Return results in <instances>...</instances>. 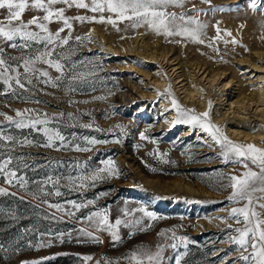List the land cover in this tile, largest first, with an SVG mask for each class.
I'll list each match as a JSON object with an SVG mask.
<instances>
[{
  "label": "rangeland",
  "instance_id": "obj_1",
  "mask_svg": "<svg viewBox=\"0 0 264 264\" xmlns=\"http://www.w3.org/2000/svg\"><path fill=\"white\" fill-rule=\"evenodd\" d=\"M252 3L211 0L212 8L224 11H211L201 0H186L183 8L169 7V12L207 25L200 33L203 43L190 37L158 35L144 24L133 28L129 20L110 24L106 19L115 16L107 11L53 6L65 8L70 18L95 19H72L71 29L60 33L68 44L57 45L51 59L63 65L62 73L44 63L35 65L47 71L58 86L45 84L40 77L26 84L28 91L14 86V93L0 95V136L12 138L0 140V161L11 158L9 169L27 182L21 188L18 179L10 185L0 175V189L7 192L0 195V264H134L129 259L133 252L155 253L159 248L163 249L162 264H175L178 255L181 264H244L238 259L239 246L231 242L237 235L233 230L243 223L237 224L229 212L245 202H230L231 188L224 185L228 176L247 169L241 163H223L220 146L199 127L174 123L177 113L171 99L195 115L209 112V122L232 142L264 148V96L255 105L247 102L249 107L228 104L258 89L264 94V57L257 55L264 54V0H255L256 11ZM195 9L201 10L199 17ZM43 14L27 10L22 19ZM4 15L0 10V19ZM101 16L105 21L97 22ZM61 27L62 22L55 20L48 24L52 33ZM0 47L6 57L46 50L44 44H33L23 53L3 42ZM163 54L165 59L160 61ZM170 60L178 68L177 75L184 74L181 83L196 89L193 98L183 97L178 90L170 76ZM198 67L199 73L204 69L219 79L208 85L200 80L202 75H194ZM18 71L23 75L22 67ZM228 80L227 87L222 86ZM5 87L0 82V91ZM165 89L170 90V97ZM17 111L24 116L18 117ZM45 114L47 125L16 127L17 120L42 119ZM45 127L59 132L64 141L45 147ZM234 129L258 139L234 136ZM141 133L147 139L141 140ZM90 139L104 143L90 145ZM77 146L91 150L77 151ZM106 160L115 164L117 174L101 173L100 179L91 180ZM57 190L61 195L54 194ZM69 201L86 206L76 210ZM56 204L65 211L49 207ZM141 208L156 219L145 217L138 211ZM255 210L264 219V209ZM105 211L109 224L122 221L112 229L119 240L108 230H96L88 220L93 212ZM137 219L141 223L134 227L124 223ZM37 244L50 246L37 248ZM85 256L92 259L85 262Z\"/></svg>",
  "mask_w": 264,
  "mask_h": 264
},
{
  "label": "snow or ice",
  "instance_id": "obj_2",
  "mask_svg": "<svg viewBox=\"0 0 264 264\" xmlns=\"http://www.w3.org/2000/svg\"><path fill=\"white\" fill-rule=\"evenodd\" d=\"M186 0H91L90 3H86L85 0H0V10H3L6 15L0 19V42L7 44L8 47L13 49L27 52L33 44H44L45 51H38L35 55H20V56H5L4 47H0V82L6 87L3 91H0V95H7L9 91H13L15 88H20L25 91L29 89L26 84L31 85L33 79L39 80L40 77H44L45 84H51L56 87L53 80L49 78L47 71H42L35 67L40 62L47 64L49 67L56 69L62 73L63 65L58 61L51 59L55 55V47L57 45H67L68 39L61 38L60 33L65 31V28L71 29V20L76 19L81 22L86 19L94 20L95 18H86L83 16H77L70 18L65 16V8H55L53 6L57 4L66 5L68 8L75 6L78 9H88L93 13H103L105 11L114 14L115 19L111 16L106 19L107 23L115 24L117 20L133 21L132 27H139L141 24L147 25L150 29H153L158 35L163 34L167 36H182L190 37L194 42L203 43L200 40L201 30L207 25L200 23L193 17H186L183 14L177 15L175 12H169V7L183 8ZM201 3L207 4L211 11H224V9H215L211 6V0H201ZM253 11L257 10V4L255 0L250 5ZM27 10H33L43 12V16H33L28 21L22 19L23 14ZM206 14V13H205ZM196 17L201 15V10L195 9ZM62 22L63 27L59 28L55 33L49 31L48 24L53 21ZM182 21L183 24L177 23ZM105 18L100 17L97 22H104ZM187 25H195L194 28L187 27ZM33 28L39 31L32 30ZM43 33L44 35H41ZM217 39H220L219 29H217ZM225 35H231V33H225ZM77 39H80L77 37ZM19 41V42H18ZM235 44V41H232ZM51 46V47H49ZM210 46V45H209ZM22 61V63H21ZM15 64V66H13ZM23 68V75L18 71V68ZM37 73L39 75H37ZM77 77H73L76 79ZM165 94L169 97L171 92L169 89H165ZM158 95H160L158 93ZM98 99H104L99 97ZM171 105L176 110L177 116L174 123H186L193 128L199 127L211 137V140L220 146V157L222 162L227 164L241 163L247 169L240 175H230L227 177L228 184L224 185L226 188H231V193L228 196V200L233 203L245 202L243 207L232 208L229 212V217L233 218L237 224L243 223L242 228H236L233 231L237 234L232 237L231 242L235 243L239 247L238 259L243 261L244 264H264V219L260 218V213L255 209L258 207L264 209V148H258L253 144L241 145L232 142L226 136L222 134V129L216 127L209 122V112L195 115L192 110H186L181 108L178 101L175 98L171 99ZM31 111V110H27ZM18 117H23L24 113L17 111ZM63 115V114H61ZM11 120V117H5ZM49 120L47 115L44 118L25 120L20 119L15 121L17 128H24L28 126L35 127L36 125H47ZM88 127V125H85ZM44 134L48 137V142L45 147H53L56 140L64 141V137L59 132H53L51 129L45 127L42 129ZM141 140L147 139L144 133L140 134ZM11 137L0 136V140H11ZM119 143L120 141H115ZM25 143H31V141H25ZM97 143H104V141H97L95 139L88 140V144L95 145ZM155 143V141H153ZM77 151H90L91 149L79 146L76 147ZM159 155V154H156ZM167 156V153L163 154ZM248 161L252 165L259 168V172L251 170L248 167ZM167 162V161H165ZM12 163L11 158L0 161V175L4 176L8 184H12L14 179H18L21 188L27 183L23 177H17L16 171L9 169V165ZM105 167L98 169L90 179L95 181L100 179L101 173H107L109 176L116 175L115 164L111 160L103 161ZM51 180V178H49ZM47 183V181H46ZM83 187V185H79ZM43 191V189H41ZM7 192L4 189H0V195H6ZM52 193H46L50 195ZM56 196L61 195L57 190L54 193ZM35 198V197H34ZM72 208L79 210L85 207L84 204H78L73 201H69ZM93 203L88 201V204ZM50 208H55L57 211H65L61 205H49ZM138 211L142 212L145 217L155 220L156 217L152 212H148L141 208ZM67 215H73L72 212H66ZM125 215L129 213L125 212ZM243 217V221L239 219ZM88 220L94 222L96 230H108L113 236L114 240H119V236L115 231H112L117 225L122 223L121 220H116L115 225L108 223V217L105 212H93ZM131 224L133 227L139 225L141 221L139 219L124 222ZM85 236L96 239L93 237L92 232H86L84 229L80 230ZM64 234L61 233L60 236ZM163 235V233H161ZM180 239L183 242V238ZM62 242V241H61ZM50 244H37V248L48 247ZM175 248L177 245H171ZM162 248H159L155 253L150 251L133 252L129 259L134 264H162L161 253ZM87 262L92 259L89 256L82 257ZM35 264H42V262H35ZM175 264H181L180 256L178 255L175 260Z\"/></svg>",
  "mask_w": 264,
  "mask_h": 264
},
{
  "label": "bare ground",
  "instance_id": "obj_3",
  "mask_svg": "<svg viewBox=\"0 0 264 264\" xmlns=\"http://www.w3.org/2000/svg\"><path fill=\"white\" fill-rule=\"evenodd\" d=\"M257 55L259 56H262L264 57V54L262 53H258ZM156 57V56H155ZM153 56H150L149 58L152 59V58H155ZM165 59V55H161L159 57V60L160 61H163ZM168 61V59H166V62ZM165 63V62H164ZM170 76L173 75V79H175V84L178 85L179 89L178 90H181L180 93H183V97H188L189 98H193L195 95H196V89L195 88H189L188 85L187 86H184V84H182V80L183 78H180L182 75H184L183 73L177 75V72H175L178 68L175 67V63L173 64L172 63V60H170ZM196 69V66L193 68V71H195ZM201 70V67H198L196 73H194V75H197L198 74V77H200V80L202 81H205L206 80V83H208V85H211L215 80H218L219 78L217 77L216 78V73H213L211 75H209L208 73H205V70L203 69L200 73L199 71ZM222 72H219L218 74H221ZM157 81V80H156ZM230 83V80L226 81L225 83L222 84V86L224 87H227L226 84ZM264 96V94L261 93L260 89L258 90H255L253 92H250L249 95H244L240 98H236L234 101H228L229 105H235V104H239V106H241V108L243 107H249V105H247V102H250V103H253V105L257 104L259 101H261V97ZM245 100V103H243ZM253 107V106H252ZM255 109H257L255 107ZM232 135L236 136V135H240L244 138H252V139H255L257 140L258 138H255L254 136H251L250 134H242L241 132H238L237 129L235 131H232L231 132ZM260 135V134H259Z\"/></svg>",
  "mask_w": 264,
  "mask_h": 264
}]
</instances>
